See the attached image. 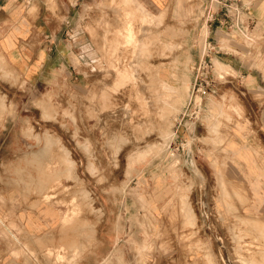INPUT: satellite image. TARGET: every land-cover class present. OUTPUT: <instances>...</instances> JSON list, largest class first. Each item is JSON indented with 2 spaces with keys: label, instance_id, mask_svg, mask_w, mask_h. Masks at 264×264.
<instances>
[{
  "label": "rangeland",
  "instance_id": "rangeland-1",
  "mask_svg": "<svg viewBox=\"0 0 264 264\" xmlns=\"http://www.w3.org/2000/svg\"><path fill=\"white\" fill-rule=\"evenodd\" d=\"M20 1L42 27L64 21V58L28 77L0 13V231L47 217L40 264H165L183 244L264 264V90L215 66L220 49L264 74V0ZM122 9L143 45L117 33Z\"/></svg>",
  "mask_w": 264,
  "mask_h": 264
},
{
  "label": "crops",
  "instance_id": "crops-1",
  "mask_svg": "<svg viewBox=\"0 0 264 264\" xmlns=\"http://www.w3.org/2000/svg\"><path fill=\"white\" fill-rule=\"evenodd\" d=\"M45 5L46 3H44L42 0H37V2H34V7L38 10H41V12ZM27 7L28 6L23 8V3H21L20 0H0V13L8 15V23L13 24L14 27L12 28V31L7 33L4 37L3 50L10 58L13 59L15 65H17V67L21 69L23 73H25L30 78H35L37 77L41 68L49 63L50 58L57 57H55V50L59 54L58 58H64V55H62L64 48L60 50V47L63 45L61 33L65 29V25L64 21H60L54 26L46 22L44 27H42V23L37 17L29 15L28 10L26 9ZM253 13L252 18H254L253 15L256 14V11ZM223 26H220L219 28L224 29ZM25 41H29L30 45L28 46L26 44L24 46L23 43ZM217 46L221 48L220 44ZM232 46L236 47L235 42L232 43ZM220 52H222V56H218L217 58L219 59L215 60V63L218 61L222 64H225L226 66L231 67L232 70L238 74V77L248 79L251 82L250 84L253 83V86L256 87L257 90H264V74L262 72L258 70L259 73H255L254 70L247 64V61L242 60L239 56H236V54H229L227 52L225 54L223 50H217V53ZM225 55H229L228 57H230V59H225ZM36 58H42L40 64L39 62L37 64ZM260 102V100L257 101V104ZM262 104L264 105V103ZM260 124H264V116H261ZM262 129L263 144L261 145L264 146V125H260V128H258L257 131L260 132ZM257 145H259V143ZM244 161L248 166L250 165L249 159L244 158ZM248 170L250 172L252 169L249 168ZM257 187L259 186L255 184L254 190ZM257 198L260 197L257 196ZM24 219L26 223L25 232L20 233L13 228H8L6 232L0 231V264H40V260L32 257L30 251H36L37 253H40L41 250L52 249L50 245L47 244L46 246L45 243H43V247L36 243H31V240L33 239L32 237H44V235L48 233V218L43 214H35L31 216H25ZM17 233L23 238V241L20 243L19 240L18 242H15L16 239L14 234L17 235ZM25 241H27L29 244ZM24 242L28 244L27 248L25 247ZM190 247L191 245L189 244L179 245L174 249V254L169 257V260L165 264H207V259L204 258V255L199 254V256H195L193 259L190 254ZM119 249L120 252L123 251L126 255L129 248L126 245L125 248H122L121 246ZM133 262L134 261L130 259L127 264H133Z\"/></svg>",
  "mask_w": 264,
  "mask_h": 264
},
{
  "label": "bare ground",
  "instance_id": "bare-ground-1",
  "mask_svg": "<svg viewBox=\"0 0 264 264\" xmlns=\"http://www.w3.org/2000/svg\"><path fill=\"white\" fill-rule=\"evenodd\" d=\"M133 4L136 6V8L142 13V15H146L148 12L142 7V5L140 6L139 3H137L136 1L133 2ZM117 14V13H116ZM132 14H133V11L132 10H128V9H122L121 12H119V16L117 15L116 18L117 21H116V27H117V33H119L120 31L122 30H125L126 31V36L124 37V41H128L127 39L130 37L131 40L133 39H136V40H133V41H137L139 42L138 45H141L142 43V39H138L137 36H136V31L134 30L133 28V24H132ZM144 28V27H143ZM145 29V28H144ZM145 32V31H144ZM143 36V34H142ZM141 36V37H142ZM140 38V37H139ZM143 38V37H142ZM143 45V44H142ZM215 66L217 68V72H221V70L225 69L226 66H224L222 63L220 62H216L215 63ZM227 69V68H226ZM125 78H123L122 82L124 83L126 80V77L125 74H123ZM125 79V80H124ZM184 88H188V85H186ZM186 91V90H185ZM188 91V90H187ZM188 93V92H187ZM187 95V94H186ZM183 97H186V96H183ZM184 102V98H180L177 100L176 102V106H175V109H174V114L177 113V111L179 110V107L180 105H182ZM179 114V113H178ZM214 126V125H213ZM169 137V136H168ZM167 138V137H166ZM165 141V140H164ZM164 148V147H163Z\"/></svg>",
  "mask_w": 264,
  "mask_h": 264
}]
</instances>
